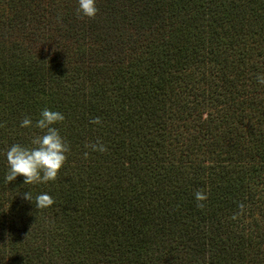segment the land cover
<instances>
[{
  "label": "trees",
  "instance_id": "obj_1",
  "mask_svg": "<svg viewBox=\"0 0 264 264\" xmlns=\"http://www.w3.org/2000/svg\"><path fill=\"white\" fill-rule=\"evenodd\" d=\"M96 7L0 0V264H264V0ZM44 107L66 161L8 183L3 153Z\"/></svg>",
  "mask_w": 264,
  "mask_h": 264
},
{
  "label": "clouds",
  "instance_id": "obj_2",
  "mask_svg": "<svg viewBox=\"0 0 264 264\" xmlns=\"http://www.w3.org/2000/svg\"><path fill=\"white\" fill-rule=\"evenodd\" d=\"M76 12L87 18H95L98 8L97 0H76ZM61 21L57 16V22ZM256 80L259 85H264V73H257ZM65 119L62 112L48 107L40 110L38 118L34 121L25 116L19 123L21 128H35L39 134H35L31 141V146L13 143L3 153L6 170L4 180L6 182L14 181L18 176L23 177V184H38L48 181H55L58 172L66 161V153L69 151V145L60 135V130L56 125ZM92 124H99L100 119L94 118L90 121ZM89 147L93 151L104 152L105 146L99 141L91 143ZM88 155L87 152L84 153ZM23 199L29 202L34 201L36 209H44L54 204L52 197L41 192L33 197L30 191L23 193ZM194 199L198 202V207H202L199 202L206 199V194L201 191L194 193ZM242 208L243 205H240Z\"/></svg>",
  "mask_w": 264,
  "mask_h": 264
}]
</instances>
